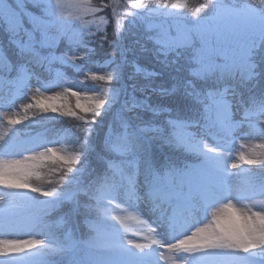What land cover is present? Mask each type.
Masks as SVG:
<instances>
[{"label":"snow or ice","instance_id":"obj_1","mask_svg":"<svg viewBox=\"0 0 264 264\" xmlns=\"http://www.w3.org/2000/svg\"><path fill=\"white\" fill-rule=\"evenodd\" d=\"M32 8L35 13L27 5L17 3L13 6L10 0H0V24L4 31L10 39L21 33L27 38V42L20 45L18 56H29L36 63L49 66L53 62L70 64L80 71L84 70L85 61L96 63L101 69H112L99 79L111 81L113 86L111 94L102 92L97 95L95 86L86 92L74 91L73 87L79 83L75 82L65 89L66 94L75 98L74 107L58 104L59 95L33 96V106L43 112L50 109L57 114L51 117L53 119L75 116L78 114L76 110L92 114L86 142L76 137V155L65 156L54 148L43 147L23 159L0 160V185L9 190H29L21 198L24 202H41L39 198L42 196L47 198L42 203L53 208L63 203L64 189L45 191L33 186L30 178L38 175L34 169L45 159H56L62 162V166H68L71 174L62 175L61 181L64 185H73L74 191L63 222L87 221L91 235L78 240L71 234L73 229H69L67 241H57L51 226L41 218L13 213L6 197L0 195V234L13 235L25 230L35 234L47 229L44 240L0 239V262L7 264L13 258L32 255L33 252L26 250L35 248L36 253L44 256L70 252L67 264H160L159 249L135 243L121 231L124 219L109 214V207L117 200L141 211L147 205L157 235H168L167 240L162 238L163 242H152L159 244L161 249L166 247L200 256L221 253L225 264H255L254 257H264V175L259 180L237 184L229 179L231 175L239 174L240 164L260 165V171L264 173V158L241 152L239 164L229 163L230 153L219 143L216 147H209L206 139L211 136L213 140L225 141L242 131L255 139L264 138V89L253 90L264 76V68L255 58L259 47L264 46V34L258 41L240 42L237 39V22L250 18L246 9L254 6L234 8L223 0L209 16L207 10L212 6L205 3L197 10L200 14L191 18L162 6L145 9L131 17L123 31L114 33L115 39L101 41L113 49L112 57L103 62L93 60L89 36L83 29L65 27L67 22L58 18L56 5L51 0H33ZM256 11L264 19V9ZM151 17L157 19H147L144 38L151 44L150 50L162 68L171 69L173 75L169 87L164 84L153 86L149 82L140 90L150 89L151 93L161 96L180 93L189 103L188 113L150 103L147 96L137 101L134 92H128L121 83L129 64L134 73L127 79H134L135 72L141 71L136 60L128 57L130 49L123 43L125 34ZM209 33L228 39V47L210 46ZM64 41H67V50L56 55L57 42ZM41 48L52 51L42 56ZM79 48L85 49L81 57L69 56V51ZM117 52L119 60L115 58ZM143 71L149 81L161 75ZM93 79L97 77L93 75ZM20 83L23 89L30 91L25 80ZM40 86L45 87V82L41 81ZM132 88L136 90L135 84ZM118 104L120 107L116 109ZM148 112L152 116L145 118ZM164 113L168 119L158 123L157 117ZM108 115H111L113 130L119 122L124 132L113 140L112 131H105L97 142V125L103 123L107 128L102 118ZM11 123L18 121L12 120ZM165 144L194 151L201 158L199 164L181 172L171 163H154L156 148ZM260 147L264 148V143ZM17 152L5 143L0 144V154L14 155ZM93 155L99 162L96 169H91L89 157ZM230 169L237 172H230ZM234 201L248 202L261 210L240 209ZM209 209H214L211 220L204 223L197 214L202 210L206 219ZM197 223L202 226L191 230ZM145 250H152L154 258L145 257ZM178 260L183 264L184 257L180 256Z\"/></svg>","mask_w":264,"mask_h":264},{"label":"trees","instance_id":"obj_2","mask_svg":"<svg viewBox=\"0 0 264 264\" xmlns=\"http://www.w3.org/2000/svg\"><path fill=\"white\" fill-rule=\"evenodd\" d=\"M84 13L83 15L76 18V22L81 26V29L84 30L85 35L89 36L88 44L89 48L93 50V60L98 62H103L106 59L112 57L113 49L107 43H101L102 40H113L115 39L114 33L121 32L125 29L129 19L135 16L137 13H142L145 9L151 8L156 9L158 6L167 7L170 11L174 13H180L184 16L191 18L193 16L199 15L200 13L197 11L201 9V5L208 3L212 6L207 10L208 15L212 14V9L218 3L223 2V0H189L186 3L184 0H81ZM53 4H55L54 0H51ZM227 4L232 5L234 8H239L242 5H253L256 9H264V3L262 0H224ZM10 3L15 6L17 3L22 5H27L32 11L35 13L36 10L32 8L33 0H10ZM185 4V8L177 7L179 5ZM183 7V6H182ZM248 10H252L253 8H247ZM147 19H157L156 17L146 18L142 21V24L139 26L133 27L130 31L125 34V38L123 43L125 47L130 49L128 52L129 59H135L137 64L139 65L141 71L135 72L134 79H127V76L134 73V69L129 64V66L125 69L124 80L121 82L122 85L127 89L128 92H134V95L137 101L142 100L145 96L150 103L153 104H161L165 107L172 108L174 110H180L181 112L188 113L189 112V103L180 93H175L169 96H161L156 93H151V90L148 89L146 91H141L144 85L151 82L153 86H157L160 84H164L165 87L170 86L171 77L173 75V71L171 69H164L160 65L159 61L156 59L151 49V44L148 43L143 35L144 27H146ZM241 36L238 37V39ZM225 38V37H224ZM223 37L219 38V41L216 44V47H223L224 44L227 45L230 43L228 39H224ZM242 38V37H241ZM23 40H26V37L21 33L16 37L9 38L7 32L4 31V26L0 24V47L2 49L3 55L12 63L10 66L9 63L0 61V76L10 75L13 71H15L20 64H28L37 68L42 72L41 64L36 63L31 57L25 56L20 57L18 53L20 51V44L23 43ZM259 40V39H258ZM257 40V41H258ZM64 42H58L55 47V52L60 54L67 50V46H65ZM102 44V47L99 48L98 45ZM147 49V50H142ZM81 53V56L84 54L85 49L79 48L76 49ZM42 55H48V53L52 50L47 48L39 49ZM80 56V57H81ZM119 60V52H117L116 57ZM256 60L261 64V67L264 68V46H260L256 53ZM154 71L161 73L158 77H152L151 80L145 76L144 71ZM85 71V72H84ZM84 71H79L78 75L82 78H85L91 87L95 86V91L98 89H102L103 82L98 79H93V75L99 78V76L106 75L108 72H111V68L101 69L98 64L90 63L85 61ZM44 74L48 76V72L45 71ZM77 74V73H76ZM114 75V74H113ZM100 82V83H98ZM99 84V85H98ZM135 84L136 90L134 91L132 85ZM99 86V88H97ZM113 82H109L107 84V88L112 90ZM106 88V89H107ZM264 89V76L261 77L260 81L255 85V91L259 92ZM73 98V97H72ZM124 99L122 95L121 100ZM120 105H116V109H118ZM34 109V108H33ZM33 109L29 108L28 113L31 121L29 123L24 124L22 127L25 128H33V130H45L49 135L59 136L64 134L70 143V148L76 154L78 152L76 137L78 136L82 142H86V135L88 130L90 129V122L92 120V114H85L83 112H77L78 114L75 116H67L65 115L61 119H53L51 117H55L57 114H47L44 113L42 117H36L32 115ZM115 110V109H114ZM138 111L143 112V109H138ZM31 112V113H30ZM131 114V113H129ZM152 116L151 112L145 114V118H150ZM83 117V119H81ZM168 116L166 113L160 114L157 117V122L162 123L167 120ZM102 120L107 125V128H104V124L97 125V134L96 141L99 142L100 138L104 134L105 131H112V138L116 140L119 137L121 129L119 122L115 129L112 127L111 115L105 116ZM68 129L69 132L65 133L62 130ZM155 155L159 158L169 157V161L165 163L168 165L171 163L174 167H179L181 169H188L189 164L194 160L195 157H198L197 153L194 151H187L180 148H171L167 144L163 146H158L155 150ZM91 169H96L99 166V162L96 160V157L93 155L89 157ZM87 175V174H86ZM37 187L47 186V189L53 188H63V195H68L71 189L74 188L73 185H64V182H39L37 181ZM34 183V182H33ZM43 189V188H42ZM45 190V189H43ZM82 194V193H81ZM40 198H44L40 196ZM72 204V199L64 198L63 203L57 205L55 207L56 212L53 213L49 218L46 217L47 225L51 226V230L54 229V226L57 228L56 233L60 234L64 231L63 226L75 227L79 226L86 231L90 232V229H87L88 222L76 220L71 224H65L63 222L64 213L68 210V208ZM85 233V232H83ZM91 235V232H90ZM89 235V236H90ZM86 237L87 234H86ZM62 256V255H59ZM56 260V257H54Z\"/></svg>","mask_w":264,"mask_h":264},{"label":"rangeland","instance_id":"obj_3","mask_svg":"<svg viewBox=\"0 0 264 264\" xmlns=\"http://www.w3.org/2000/svg\"><path fill=\"white\" fill-rule=\"evenodd\" d=\"M183 1V0H182ZM189 0H184L186 3ZM56 5V12L58 18L67 22L65 27H68L73 23V21L78 18L79 16L83 15L84 10L82 6L81 0H54ZM183 6V7H182ZM185 4L179 5L177 7L185 8ZM239 8V6L237 7ZM256 8L252 10L246 9V11L250 14V18H245L237 22L238 27V37L243 35L245 38L241 42L248 41L250 39H260L261 35L264 34V19L260 18V13L256 11ZM50 35L54 36V32H50ZM223 36H218L215 33H209L207 40L208 44L212 47H216L219 38ZM237 37V38H238ZM224 38V37H223ZM226 40V38H224ZM229 44L223 47H228ZM99 48L102 47V44L98 45ZM1 53V50H0ZM0 59H4V57L0 54ZM65 79V76L62 78ZM98 80H100L97 77ZM61 81L54 85H46L45 87L40 86V82L35 79L34 75L30 73V76L26 78V82L30 91H26L25 89H21L19 92L15 91L14 89H10L7 87L0 86V144L5 143L6 145L12 147L13 149L17 150V154L14 155H3L0 154V160H17L23 159L25 156H29L33 154V151L30 149H34L35 151L43 150V147H50L54 148L58 153L65 155V156H74L76 154L71 153L69 148L67 147L66 143L59 139H53L48 143L42 142L41 144H37L39 138H32L30 141H19L13 142L18 137V132H15L16 126H20L21 124L25 123L26 121H31L29 117L28 109L31 108L34 111L32 115L36 117H42L44 113L47 114H54L49 109L48 112H43L33 105L35 101L33 100V96H48V95H59L61 97L60 100L57 101L58 104H67L70 106L75 105V98L71 97L70 95L65 93V89H63V85H65L64 81ZM102 89H98L96 91L97 95H100L102 92H108L111 94V90L107 88V84L110 81H104ZM100 83V82H98ZM71 87L73 84L66 83ZM99 85V84H98ZM99 88V86L97 87ZM107 88V89H106ZM75 91H84L86 92L84 87L76 85L73 87ZM77 112H81L80 110H76ZM31 113V112H30ZM89 114V113H87ZM12 120H17L18 123H11ZM246 128V126H245ZM195 131V130H194ZM215 131V130H213ZM207 143L209 147H216L217 144L227 150L231 155V160L229 163L239 162V154L244 152L245 154L255 155L257 158H264V148H261L260 145L264 143V138L255 139L246 134V131L238 132L236 135L231 137L225 141H216L213 140L211 136L207 137ZM33 142L36 144L33 145ZM41 145V147H38ZM26 147H31L26 148ZM26 151H32L25 153ZM74 167V165L72 166ZM261 169L260 165H244L240 164V171L237 175H231L230 180L233 184L243 183L249 180H255L250 178L249 172H258ZM34 171L38 173V175H33L30 180L33 186L37 185V181L39 182H46L49 183L53 182H61L62 175H70L68 173V166H62V162L56 159H45L42 161ZM230 172H237V170H231ZM66 179V176H65ZM34 182V183H33ZM62 183V182H61ZM45 189V188H44ZM47 191V190H46ZM0 195L6 197L9 202V207L13 211V213L22 216V217H33V213L29 212L28 204L24 202L21 198L25 195L24 190L17 191V190H9L5 189L4 186L0 185ZM234 204L237 208L250 210V211H260L261 209L259 206L252 207L251 204L248 202L238 203L234 201ZM247 206V207H246ZM143 211L137 210V208L129 207V205L122 201L117 200L113 202V204L109 207L108 211L109 214L113 217L120 216L124 219V224L121 225V231L124 232L128 238L132 239L135 243L145 244L150 246V248H156L160 251V264H180L178 257L183 256L184 262L183 264H203V258L199 257V254L195 253H184L178 252L176 250H170L168 248H160L159 244H153L154 240H159L163 242V239L167 240L168 235L167 233H162V237L157 235V229L155 225L151 223V215L147 211V205ZM214 209H211V214L206 219L203 218V211L201 210L197 217L203 219L204 223H208L211 220V215ZM36 217V215H35ZM202 224H195L191 230H194L195 227H200ZM43 233V234H42ZM46 231L44 229L39 230L35 234H29L26 230L15 233L13 235H3L0 234V239H39L44 240L46 238ZM190 234V231L188 232ZM163 238V239H162ZM169 242L175 243L174 240H170ZM39 247V246H37ZM31 251L34 254L28 255L25 257L20 258H13L7 262V264H38L37 260L42 259L40 255L42 253L37 252L36 249L26 250ZM220 255V256H218ZM145 257L154 258V253L152 250H145L144 252ZM218 256V257H217ZM211 258L207 260L208 262H215L219 263L220 261H225V257L221 253H217V255H213ZM26 261V262H25ZM30 261V262H29ZM255 264H264V261L260 258L254 259ZM3 264V262H0Z\"/></svg>","mask_w":264,"mask_h":264},{"label":"clouds","instance_id":"obj_4","mask_svg":"<svg viewBox=\"0 0 264 264\" xmlns=\"http://www.w3.org/2000/svg\"><path fill=\"white\" fill-rule=\"evenodd\" d=\"M169 161V157L159 158L156 155L154 156V163L163 165Z\"/></svg>","mask_w":264,"mask_h":264}]
</instances>
